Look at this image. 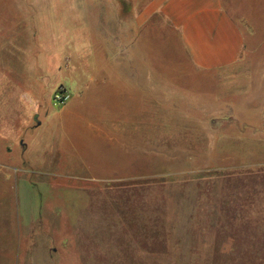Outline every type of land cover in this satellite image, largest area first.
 Returning <instances> with one entry per match:
<instances>
[{
  "label": "crops",
  "instance_id": "obj_1",
  "mask_svg": "<svg viewBox=\"0 0 264 264\" xmlns=\"http://www.w3.org/2000/svg\"><path fill=\"white\" fill-rule=\"evenodd\" d=\"M27 1L0 0V115L18 119L0 121V180L11 185L18 209L38 217L44 192L47 203L64 206L66 193L84 188L69 179L153 176L156 153L170 159L172 131L201 142L206 133L187 131L199 119L188 126L162 116L172 109V91L194 94L192 108L203 112L196 99L203 84L217 96L210 102L223 96L220 88L237 86L249 131L216 132L212 120L210 136L264 145V0H55L65 7L55 10ZM51 27L66 40L45 54L40 33ZM241 64L257 65L232 71ZM238 76L241 83L219 82ZM61 87L71 100L42 110L37 97L52 99ZM28 97L36 102L31 119Z\"/></svg>",
  "mask_w": 264,
  "mask_h": 264
},
{
  "label": "rangeland",
  "instance_id": "obj_2",
  "mask_svg": "<svg viewBox=\"0 0 264 264\" xmlns=\"http://www.w3.org/2000/svg\"><path fill=\"white\" fill-rule=\"evenodd\" d=\"M27 2L44 10L65 8L55 0ZM53 31L40 33L45 54H56L66 40V32ZM254 65L232 71H250ZM229 87L220 88L223 96L210 102L217 96L203 84L196 96L203 112L192 108L188 98L194 94L185 90L179 97L172 91V109L162 116L188 126L199 119L187 131L206 134L195 142L191 135L172 131L170 154H165L170 159L156 153L153 176L105 183L69 179L84 188L66 193L62 207L47 203L44 192L38 217L27 207L18 209L11 185L0 180V264H264V158H259L264 145L244 143L238 136H210L212 120L218 121L216 132L249 131L242 122L247 114L243 91ZM30 98L24 113L29 119V108L36 104ZM37 99H43L42 110H58L49 96ZM14 120L0 119L10 125ZM5 162L0 159V175Z\"/></svg>",
  "mask_w": 264,
  "mask_h": 264
},
{
  "label": "built area",
  "instance_id": "obj_3",
  "mask_svg": "<svg viewBox=\"0 0 264 264\" xmlns=\"http://www.w3.org/2000/svg\"><path fill=\"white\" fill-rule=\"evenodd\" d=\"M72 98V94L64 87L59 88L52 97L53 106L61 108L65 106Z\"/></svg>",
  "mask_w": 264,
  "mask_h": 264
}]
</instances>
